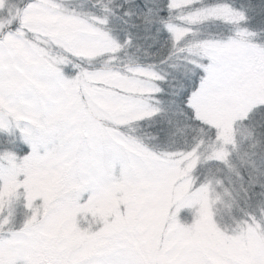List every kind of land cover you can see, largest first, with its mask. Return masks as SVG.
I'll list each match as a JSON object with an SVG mask.
<instances>
[{
    "label": "snow or ice",
    "instance_id": "obj_1",
    "mask_svg": "<svg viewBox=\"0 0 264 264\" xmlns=\"http://www.w3.org/2000/svg\"><path fill=\"white\" fill-rule=\"evenodd\" d=\"M0 264H264V0H0Z\"/></svg>",
    "mask_w": 264,
    "mask_h": 264
}]
</instances>
